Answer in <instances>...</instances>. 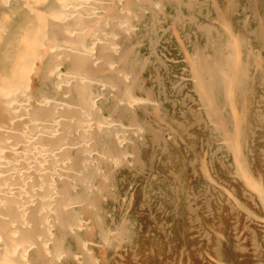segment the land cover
<instances>
[{
	"label": "bare ground",
	"instance_id": "bare-ground-1",
	"mask_svg": "<svg viewBox=\"0 0 264 264\" xmlns=\"http://www.w3.org/2000/svg\"><path fill=\"white\" fill-rule=\"evenodd\" d=\"M13 1L23 2L21 6L26 8H21L13 18L11 0H0V264H87L94 248H102L104 244L101 205L122 190L134 194L135 181L140 175L136 173L139 164H144V167L141 164L142 175L149 172L148 157L162 140L173 136L175 129L173 131L171 119L175 120L178 114L171 112L166 102L171 90L180 98L187 94V69L190 79L200 83L196 86L203 84L202 76L206 74L209 78H223L220 84L226 82L229 86L232 78L229 73L236 70L235 60L224 53L227 44L221 43L219 38L210 39L204 33L207 36L202 35L200 45L198 31L195 35L182 30L170 34L171 20L180 23L190 19L192 22L197 17L201 23L205 22L204 27L216 21L218 16L200 10L206 5L203 7L198 0ZM181 3L184 8L190 4L187 7L195 16H185ZM214 4L215 8L217 4ZM254 12L252 10L253 15ZM228 29L224 31L232 32ZM259 33L263 40L262 32ZM244 39L241 41L246 43L248 40ZM238 54L237 63L241 60ZM192 57L197 62H193ZM245 76L239 77L243 80ZM219 79L214 82L217 84ZM242 80L239 83L243 84L245 80ZM204 88L202 90L208 92ZM229 88H225L226 92L231 93L233 87ZM208 90L210 94L213 92L212 88ZM234 92L230 97L235 96ZM231 102L230 108L235 107ZM209 109L206 112L211 116ZM238 116L234 123L238 122ZM213 122L217 125L219 121ZM196 125L198 127L192 124L190 131ZM165 132L167 138L163 137ZM238 145L234 147L240 148ZM243 155V160L236 163H247ZM240 165L235 166L241 168ZM205 167L203 170L208 171ZM237 172L240 174L239 170ZM250 190L254 192L253 187Z\"/></svg>",
	"mask_w": 264,
	"mask_h": 264
},
{
	"label": "rangeland",
	"instance_id": "rangeland-1",
	"mask_svg": "<svg viewBox=\"0 0 264 264\" xmlns=\"http://www.w3.org/2000/svg\"><path fill=\"white\" fill-rule=\"evenodd\" d=\"M220 1L222 2L218 3L216 0L215 2L212 0H198V3L203 7L206 5V8L204 7L200 10L203 9L205 12L207 10V12L209 11L213 16H218L216 21L211 22L212 24L206 23L210 29H208L206 24L207 28L204 27V25L202 26L205 22L201 23V19L194 17L196 21L193 19L192 22H190V19H186L185 22L180 23L179 21H177V23L171 20L169 32L173 34L174 30H182L194 34V32L196 33V31H198L200 45L202 44L200 41H203L202 35L207 36L204 33L208 34V38L210 39L219 38L221 43L227 44L224 53H228L233 61L235 60L233 64H235L236 69L229 73V77H232L230 79L231 84L226 86L227 83L222 82V85H225L224 87L220 84L223 78H209L206 74L207 76H202L204 78L202 83L205 88L203 84L196 86L200 83L193 79L191 80L189 77L190 70H186L189 81L186 87L188 90L187 94L180 98L176 91L171 90V94L166 98V102L171 108L170 111L178 114L175 120L171 119L172 129L173 131L175 129L176 133L174 131L172 134L173 136L168 138V140H162L161 144H159L160 146L157 145L154 154L148 157L147 161L149 172H151L150 174L149 172L144 175L141 174L144 164L141 163L143 165L142 167L141 164H139L142 161H139V167L137 168L139 171L136 173H140V175L135 181L137 190L134 194L127 192V189H125L116 197L111 196L112 198L110 197L108 201L101 205L99 214L102 213L101 221L104 227L103 236L105 235L102 239L104 243L103 246H105H102V248L95 247L94 253L88 256L89 261L87 260V264H264V151H262L264 150V74H262L264 72V0H251L249 2L248 0ZM206 2H210V4H206ZM11 3L14 5L11 9V15H14L12 16L13 18L17 17L16 14L21 8L22 10L26 8L25 5L21 6L23 2L11 0ZM213 3L217 4L218 7L214 4L217 10L212 6ZM181 4L183 5V3ZM189 5L190 4L187 6ZM187 6L185 5V8L184 5L181 6L184 8L183 14L185 13V16L193 15V10L189 9ZM242 7L245 8H243L245 11L242 10ZM219 8L220 11H218ZM252 10L255 11V15H253ZM181 16L182 15H180L179 18H181ZM218 19L219 21H217ZM220 21L224 22L221 24ZM226 23L228 27L225 26ZM210 25L214 26V29H212L213 27ZM257 25L261 26L257 28ZM197 27H201V30L199 28L197 29ZM261 27H263V29ZM215 28L218 32L217 30L215 32ZM226 28H230L228 30H232V32H227V30L225 32L224 29ZM251 30H254V33H252ZM233 32L234 34H232ZM259 32H262L263 40H261L262 36ZM230 34L236 38L232 39L233 36ZM229 36L232 37L229 38ZM241 39H244L245 42L248 40L249 44L248 41L244 43ZM235 41L238 43L237 47L235 46L236 44H234ZM232 46H234V48H232ZM237 48L239 51H237ZM249 49L252 50V52ZM238 53H240L241 59L239 63H237L239 60H237V58H239ZM246 57L248 60L245 59ZM191 60L197 62L195 57H192ZM242 62L245 63L244 68ZM247 62L248 65H246ZM238 64H241V66H237ZM245 73L248 77L245 76ZM239 76H245L246 78H243L245 81L243 82L242 78ZM235 77L236 79L238 77L239 81L236 80ZM260 77H263L262 82H260ZM250 78H253V81H251ZM207 79L209 80L206 81ZM216 79H219L217 84ZM210 80L213 82L214 80L216 81L211 83ZM241 80L243 84L239 83ZM238 84L241 85L238 86ZM218 85H221L224 89H228L230 86L233 88L232 90H230L231 87L229 88L231 91L230 93L228 90L226 92V89L223 91L224 89L221 88V86L220 89H218ZM201 86L202 89L204 88V90L206 89L208 92H211V90L208 89L212 88V93L214 95L211 93L213 96L209 98L208 94H211L203 91L200 88ZM236 86L237 88H234ZM195 87L199 89H195ZM249 88L251 90H249ZM217 89L219 96L216 95L218 94ZM235 89H238L240 93ZM200 90L202 92L199 93ZM234 90L235 92L237 91V94ZM223 92L227 94L229 92L230 95L234 92L235 96L232 98L233 95L230 97L229 94L227 95L225 93L227 97H224L225 94ZM206 93L207 95H205ZM216 96L218 97L216 98ZM200 98L204 99L206 102ZM212 98L215 99V102ZM243 100H245L247 105L242 102ZM229 101H232L233 103H231L234 106L236 105V108H230L231 104ZM203 102L206 105L203 104ZM215 103L220 108H218L217 105L215 106ZM204 106L207 109L204 108ZM208 107H212L213 109H209ZM241 108L245 110L242 111ZM205 109L206 111H208V109L210 111L212 110L211 113L214 115L209 112L211 114L210 116L204 111ZM190 110H193L191 112L194 114H192ZM225 110L226 112L228 111V114L224 113ZM233 110H235V112H233ZM242 112L244 116H241ZM217 116L221 117L217 119ZM235 116H238L237 123L233 121L235 120ZM200 117L202 121H200ZM207 117H209V119H207ZM211 117H214L212 118L213 120ZM231 117H233V119ZM239 117L241 118L240 120ZM245 117L246 119L244 120ZM198 119L200 120L198 121ZM215 119L217 122L219 121L217 125L216 122H213ZM224 119L225 122L222 121ZM258 120H260V122ZM192 124H198V127L196 125L194 130L190 131V126ZM235 124L237 126H235ZM236 127L237 129L235 131ZM216 128H218V131L216 130V132H214ZM221 128L222 130H220ZM244 128L245 131L243 130ZM239 130L241 132L244 131L243 134ZM230 132L231 135L234 134V136L232 135L233 137H231ZM224 133H226V139L223 137ZM240 133L242 137L244 135V140ZM163 135V137L167 138L168 134L165 132ZM234 140L235 142H233ZM242 140L243 142H241ZM229 145L231 148H229ZM237 145L240 148L234 147ZM204 154L206 155L205 157ZM242 155L243 158H246L244 160H247V163L244 161L240 162L244 168H242L240 163H236L239 159L243 160ZM201 161L205 164L201 165ZM234 164L240 165L241 168ZM205 165L208 169V171L206 170L207 172L203 170ZM206 167L204 169H206ZM126 168L127 170L129 169V167H125V169ZM235 168H237V171H240L241 175L238 174L237 171H234ZM202 171H205L207 175L213 179L212 182L209 181L211 178L208 180L209 176L207 177L204 174L205 172L203 173ZM236 173L238 177L240 176L239 178ZM246 173L250 174L249 177ZM259 177H261L262 182L259 181ZM242 179L245 180V182H243ZM258 182L260 184L262 183V189H260L261 185L259 186V184H257ZM245 183L249 186L245 185ZM250 186L254 188V192L250 190L252 188H250ZM257 196H259V198ZM122 198H124V201ZM190 203L191 205H189ZM238 205L242 206V208ZM112 217L113 220H111ZM121 221L124 222L122 223ZM123 225L124 227L121 228ZM107 231H109V234ZM113 231H115V233ZM117 231L118 234H116ZM121 238H124L123 241L125 242H123ZM106 241L108 242L106 243ZM94 257L96 259H94Z\"/></svg>",
	"mask_w": 264,
	"mask_h": 264
}]
</instances>
